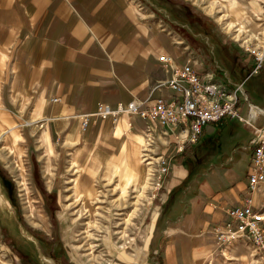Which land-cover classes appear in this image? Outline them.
Listing matches in <instances>:
<instances>
[{"label":"crops","instance_id":"crops-1","mask_svg":"<svg viewBox=\"0 0 264 264\" xmlns=\"http://www.w3.org/2000/svg\"><path fill=\"white\" fill-rule=\"evenodd\" d=\"M262 1L237 2L243 10L259 12ZM156 4L0 0V135L27 129L43 134L48 145L49 135L60 134L81 150H122L126 161L133 146L140 148L153 170L166 167L158 174L161 185L154 196L155 241H165L167 254L184 247L192 258L194 252L208 258L221 241L217 231L227 224L234 228L227 210L241 206L246 196L252 139L255 128L264 125V106L252 103L243 86L255 63L239 47L232 43L241 57L226 43L184 45L188 37L171 30ZM162 55L174 56L172 66L160 61ZM217 60L232 64L233 71L224 72L227 85L213 80L208 68ZM186 64L203 81L215 83L223 98L236 97L245 121L222 117L207 122L195 142H189L182 126L165 127L134 114L95 115L99 106L115 110L135 103L147 108L174 99L166 81L173 66ZM244 70L242 81L233 82ZM252 108L260 111L252 115ZM161 157L164 163L158 162Z\"/></svg>","mask_w":264,"mask_h":264},{"label":"rangeland","instance_id":"rangeland-1","mask_svg":"<svg viewBox=\"0 0 264 264\" xmlns=\"http://www.w3.org/2000/svg\"><path fill=\"white\" fill-rule=\"evenodd\" d=\"M152 1L164 10L165 18L170 20L171 30L180 34L182 32L184 38L188 37L184 45L195 43L196 40L200 46L206 44L205 40L209 46H213L211 43L214 42L219 46L226 43L232 47V54L238 56L239 52L233 48L234 44L246 54V60L253 63L257 62L254 52L264 51V38L260 34L264 27V0L259 12L242 9L249 15L248 20H245L247 30L252 31L255 36L244 32L239 37L225 26L230 0ZM237 1L244 3L247 0ZM208 5L213 7L212 15L204 11L203 7ZM221 15H225L223 20H219ZM231 15L237 18L234 14ZM217 61L219 64L216 66L207 64L208 68L214 73L213 80L227 85L224 72H232V64ZM254 66L249 65L248 70ZM262 66L257 73H251L243 84L250 101L259 106H264V61ZM238 74L233 82L243 78L246 70L242 72L243 75ZM229 86L234 89L233 85ZM244 104L242 115H245L247 108V103ZM15 130L18 134L15 138L10 136L9 131L0 135V264H87L82 256L88 253V243L93 246V253L99 256L96 264H127V260L120 259L111 252V244L103 239L104 229L95 231L94 237L87 241L83 227L91 210L106 212L111 202L120 200V172L112 173L110 168L115 164L119 167L118 171H121L124 151L93 148L81 150L79 143L66 144L60 134L49 135L47 145L46 137L39 132ZM89 145L93 146L94 142L91 141ZM134 147L130 151L127 165L136 175L126 190L130 203L128 208L131 211L135 208L127 232L129 238L125 243V248L129 247L128 253L133 259L131 264H264V249L248 237L217 241L219 246L208 258H201L194 252L196 262L193 261L190 250L184 247H177L175 254H167L165 241H155L158 233L155 234L151 229L156 206L154 196L159 189L158 183L161 185V180H157L158 174L162 173L161 167L157 172L151 165H146L143 161L144 151L139 148L135 150ZM77 180L80 182L78 190L83 192L89 184L97 189V195L89 199L83 193L77 194V190H74ZM144 180L148 183L145 187ZM253 209L264 215V183L253 193ZM116 212L121 211H113V218H117L114 214ZM64 217L67 226L75 222L74 235L70 239L63 236ZM263 225L260 222V226ZM122 242L119 240L117 244L120 246ZM134 249L140 252L137 256Z\"/></svg>","mask_w":264,"mask_h":264},{"label":"built area","instance_id":"built-area-1","mask_svg":"<svg viewBox=\"0 0 264 264\" xmlns=\"http://www.w3.org/2000/svg\"><path fill=\"white\" fill-rule=\"evenodd\" d=\"M254 56L257 62L253 72L256 73L263 64L264 51H256ZM174 60V56L160 57V61L169 66H172ZM166 84L176 93L175 98L170 101L157 100L147 108H141L140 104L135 103L119 105L115 110H111L108 106H99L95 115L104 118L118 113L134 114L161 126H182L187 129L186 139L189 142H195L207 122L218 121L222 117L245 121L239 113L236 97L232 100L223 98L215 83L203 81L187 64L182 67L173 66L172 76ZM240 87L241 85L238 89H241ZM252 142L255 149L247 177L246 196L241 206L227 210L231 221L234 222V228L227 224L224 229L217 231V237L221 241L248 237L264 249V225L260 226V222L264 223V215L253 209V193L264 183V125L255 128ZM158 160L159 163H164L162 157ZM143 161L146 165L152 164L151 158L147 155ZM160 169L161 172H166L165 166H161Z\"/></svg>","mask_w":264,"mask_h":264},{"label":"bare ground","instance_id":"bare-ground-1","mask_svg":"<svg viewBox=\"0 0 264 264\" xmlns=\"http://www.w3.org/2000/svg\"><path fill=\"white\" fill-rule=\"evenodd\" d=\"M203 8H204V11L206 13L212 14L213 7L211 5L205 6ZM226 12L228 15V21H225V26H226L227 30H232L233 32H235L236 37L242 36L243 35L242 33H244V32H249V34L251 36H255V34H253L252 31L247 30V24H246L245 20H248L247 18L249 15L246 12H243L242 9L239 8L236 0H230L229 1V5L227 6ZM231 14H234L237 17L236 18L237 21ZM224 16L225 15L219 16V20H223ZM234 27H237V28H234ZM260 34H261L262 38H264V27L261 28ZM262 46L264 48V44ZM259 111L260 110H258L257 108H252L251 114L256 115ZM10 133H11L10 136H12L13 138L18 136L17 131L15 129H13ZM134 148H136V147H134ZM139 150H140V148H139ZM127 164H128V162L126 160H124V164L122 166H120L121 171H118L119 167L115 164L110 168L112 173L113 172H120L119 179H118V181L120 182V185H121L120 189L122 191L120 200L111 202V205L108 209H106V212H104L102 210L101 211L91 210L87 220L85 221V223L83 225V227L85 229V233L84 232L83 233L86 235V236L85 235L84 236L87 238V241H90V238L94 237L95 231L99 232L100 229H104L105 230V237H103V239H104V241H109V243L111 244V246H112L111 252L114 253V255H116L118 258L127 260L128 261L127 264H131L130 261L132 262L133 259L131 258V256L128 253L129 247L125 248L127 246L125 243H126V241H128L127 239L129 238L127 232L129 231L130 224L132 222V217L134 215L133 209H135V208H133L132 211L129 210L128 206L130 203L128 202V194H127L126 190L130 186V182H132V180H134L136 174L133 171H131V168ZM93 165L96 166L95 163H93ZM146 175H147V173H146ZM146 175H145V180H146ZM150 179H152V176ZM145 180H144L143 187H145V185L148 184V183H146ZM74 185H75L74 190H77V194L80 195V193H83V195L84 196L87 195V197L89 199H93L98 193L97 189L94 188L92 185H89V184L87 185L85 190L83 192H81L80 190H78V187H80V182L78 180L75 181ZM143 187H142V189H143ZM139 195L141 196V194H139ZM119 210L121 212L114 213L117 216V218H115V217L113 218V211H119ZM81 211L82 210H80L79 216H81L80 215ZM96 212L98 214H96ZM70 213L72 214V212H70ZM37 217L39 218V216H37ZM81 220L84 221V219H81ZM63 221H64L63 223L65 224L66 217L63 218ZM74 224H75V222L70 223L68 226L65 224V226L63 228V236L65 239H68V238L70 239L74 235L73 234L75 231L74 230V226H75ZM119 240L123 241L122 244H120V246H119V244H117V242ZM88 246H89L88 253H86V254L84 253V256H82V257L86 260L87 264H96L97 260L99 259V256H96L93 253V248H92L93 246L91 245V243H88ZM107 251H109V250H107ZM134 251L136 253V256L140 253L138 249H134Z\"/></svg>","mask_w":264,"mask_h":264},{"label":"trees","instance_id":"trees-1","mask_svg":"<svg viewBox=\"0 0 264 264\" xmlns=\"http://www.w3.org/2000/svg\"><path fill=\"white\" fill-rule=\"evenodd\" d=\"M262 67H263V66H261L259 69H261ZM259 69H258V70H259ZM258 70L256 71V73L258 72Z\"/></svg>","mask_w":264,"mask_h":264}]
</instances>
